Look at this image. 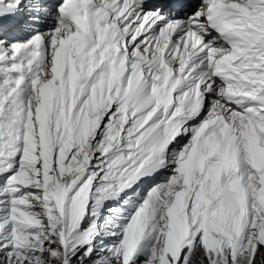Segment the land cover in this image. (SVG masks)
I'll return each mask as SVG.
<instances>
[{
  "label": "snow or ice",
  "instance_id": "obj_1",
  "mask_svg": "<svg viewBox=\"0 0 264 264\" xmlns=\"http://www.w3.org/2000/svg\"><path fill=\"white\" fill-rule=\"evenodd\" d=\"M0 264H264V0H0Z\"/></svg>",
  "mask_w": 264,
  "mask_h": 264
}]
</instances>
